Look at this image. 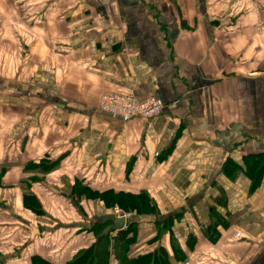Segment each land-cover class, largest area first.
I'll return each mask as SVG.
<instances>
[{
  "label": "crops",
  "instance_id": "crops-1",
  "mask_svg": "<svg viewBox=\"0 0 264 264\" xmlns=\"http://www.w3.org/2000/svg\"><path fill=\"white\" fill-rule=\"evenodd\" d=\"M103 92L163 110L110 116ZM115 210L122 234L102 235ZM90 247L100 264H264V0H0V264Z\"/></svg>",
  "mask_w": 264,
  "mask_h": 264
},
{
  "label": "built area",
  "instance_id": "built-area-1",
  "mask_svg": "<svg viewBox=\"0 0 264 264\" xmlns=\"http://www.w3.org/2000/svg\"><path fill=\"white\" fill-rule=\"evenodd\" d=\"M96 110L124 120L151 119L161 114L163 104L154 97L137 101L131 92H103L98 98ZM115 213L120 214L118 210Z\"/></svg>",
  "mask_w": 264,
  "mask_h": 264
},
{
  "label": "trees",
  "instance_id": "trees-1",
  "mask_svg": "<svg viewBox=\"0 0 264 264\" xmlns=\"http://www.w3.org/2000/svg\"><path fill=\"white\" fill-rule=\"evenodd\" d=\"M91 195V194H90ZM99 195L103 200L110 202L111 204H117L119 207L125 211L136 210L142 211L150 204L149 199L145 195H125V194H111L109 191H105L99 194H94V196ZM24 202L27 207H29L36 214L41 213L39 209V204L36 199L31 195L24 196ZM99 251H94V248L84 250L79 255H77L69 264H92L93 261L100 264L99 261H95L98 258ZM30 264H53L50 261L38 256L33 255L30 257Z\"/></svg>",
  "mask_w": 264,
  "mask_h": 264
},
{
  "label": "water",
  "instance_id": "water-1",
  "mask_svg": "<svg viewBox=\"0 0 264 264\" xmlns=\"http://www.w3.org/2000/svg\"><path fill=\"white\" fill-rule=\"evenodd\" d=\"M100 220H102V221L103 220H105V221L107 220V221L112 223L111 226H109V227H107L106 229L103 230L102 235L103 234H107L110 231H116L117 236H120L122 234V229H123V226H124V223H125V218H124L123 214L115 215L113 213H109V214H106V215L102 216L100 218ZM30 229H31L30 234L32 236L34 234V232H35V228L33 226H31Z\"/></svg>",
  "mask_w": 264,
  "mask_h": 264
}]
</instances>
